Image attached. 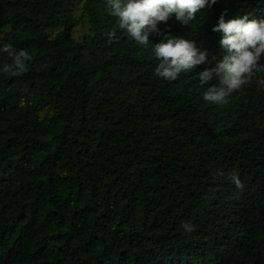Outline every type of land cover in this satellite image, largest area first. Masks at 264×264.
<instances>
[{
  "label": "trees",
  "instance_id": "trees-1",
  "mask_svg": "<svg viewBox=\"0 0 264 264\" xmlns=\"http://www.w3.org/2000/svg\"><path fill=\"white\" fill-rule=\"evenodd\" d=\"M74 2L0 0V48L32 56L14 77L0 51V264H264V72L225 105L197 75L223 56L220 15L264 19V0L173 16L147 48L108 43L106 0ZM165 36L212 63L158 79Z\"/></svg>",
  "mask_w": 264,
  "mask_h": 264
},
{
  "label": "clouds",
  "instance_id": "clouds-1",
  "mask_svg": "<svg viewBox=\"0 0 264 264\" xmlns=\"http://www.w3.org/2000/svg\"><path fill=\"white\" fill-rule=\"evenodd\" d=\"M216 3L217 0H106L108 13L115 18L114 27L107 33L108 43L116 40L119 31L137 46L147 48L149 36L159 34L160 23H167L174 16L182 26L191 25L198 13ZM225 15L222 13L211 29L221 34L219 44L223 56L214 66L197 73L200 86H207L203 100L216 105L227 104L232 94L249 84L256 73L264 72V64L260 62L264 58V19H250L246 15L225 20ZM152 47L158 61L153 75L166 82L176 81L182 73L212 63L209 53L192 39L165 36ZM0 51L11 59L10 64H4V73L19 77L28 71L27 62L32 59L29 52L10 44H4ZM230 179L235 189L243 190L244 184L236 172ZM181 227L186 233L195 230L190 222Z\"/></svg>",
  "mask_w": 264,
  "mask_h": 264
},
{
  "label": "rangeland",
  "instance_id": "rangeland-1",
  "mask_svg": "<svg viewBox=\"0 0 264 264\" xmlns=\"http://www.w3.org/2000/svg\"><path fill=\"white\" fill-rule=\"evenodd\" d=\"M83 1L84 0H76V2H74L75 3V8H74V11H73V16L78 17L80 15V13H81L80 7H81ZM83 32H85V28L83 26L79 27L78 29H76L74 37L76 39H80V37H81Z\"/></svg>",
  "mask_w": 264,
  "mask_h": 264
}]
</instances>
